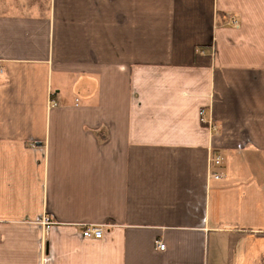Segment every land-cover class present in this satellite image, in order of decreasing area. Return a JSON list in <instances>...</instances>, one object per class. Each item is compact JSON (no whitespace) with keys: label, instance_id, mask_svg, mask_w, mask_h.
I'll use <instances>...</instances> for the list:
<instances>
[{"label":"crops","instance_id":"crops-1","mask_svg":"<svg viewBox=\"0 0 264 264\" xmlns=\"http://www.w3.org/2000/svg\"><path fill=\"white\" fill-rule=\"evenodd\" d=\"M0 68V264H264V0H0Z\"/></svg>","mask_w":264,"mask_h":264},{"label":"built area","instance_id":"built-area-1","mask_svg":"<svg viewBox=\"0 0 264 264\" xmlns=\"http://www.w3.org/2000/svg\"><path fill=\"white\" fill-rule=\"evenodd\" d=\"M231 22L234 25L238 26V22H237L235 17L231 18ZM0 71H2V68H0ZM51 103H53V105H55V102L53 100H51ZM200 119L202 122H205L206 124H210V122H208L205 118V110L204 109L200 110ZM211 125L213 128H216L214 124L211 123ZM210 163H211V167H214V168L221 166L223 164L222 155L217 153V152H213L211 155V162ZM213 175L216 178L220 177V175L217 173H213ZM44 222H45V225L47 227H51V225L53 224V222L49 218H46L44 220ZM82 227H83V232H82L83 236L86 238L101 239L104 235V228L102 225L86 224V225H82ZM157 246L162 250L165 249V244L161 240L157 241Z\"/></svg>","mask_w":264,"mask_h":264},{"label":"rangeland","instance_id":"rangeland-1","mask_svg":"<svg viewBox=\"0 0 264 264\" xmlns=\"http://www.w3.org/2000/svg\"><path fill=\"white\" fill-rule=\"evenodd\" d=\"M32 1H35V2H38V3H42V4H47L48 3V0H32Z\"/></svg>","mask_w":264,"mask_h":264}]
</instances>
